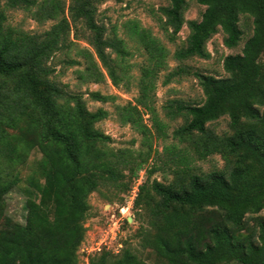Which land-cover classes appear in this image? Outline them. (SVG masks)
<instances>
[{"label":"trees","instance_id":"16d2710c","mask_svg":"<svg viewBox=\"0 0 264 264\" xmlns=\"http://www.w3.org/2000/svg\"><path fill=\"white\" fill-rule=\"evenodd\" d=\"M105 1L71 0L69 11L73 22L82 20L91 31L94 53L118 86L124 70L120 60L130 51L116 31L107 36L105 26L96 20L98 5ZM169 1L167 24L177 34L185 23L188 0ZM197 2L206 9L200 20L188 22L187 45L174 54L178 60L210 58L207 43L220 30L227 47L238 46L244 35L241 14L253 17V34L240 53L225 57L227 77L196 73L206 96L203 104L178 107L188 119L175 135L191 142L200 158L220 153L227 163L222 170L200 175L184 160L186 166L179 170L183 179L151 184L154 194L147 196L160 198L156 205L161 221L153 245L166 264H264V217H255L256 237L241 234L247 215L264 210V0ZM37 5L39 21L58 19L64 12L61 0H0V159L20 164L36 147L43 154V182L37 181L30 191L27 223L13 237L0 235V264H79L90 194L104 181L121 182L125 169L135 168V159L124 149L110 147L111 136L96 127L108 116L107 110L88 109L80 94L69 93L48 78L51 69L45 61L65 45L68 18L60 19L42 37L6 27L7 8ZM137 33L149 54L142 67L138 102L150 108V94L158 73L167 66L168 50L156 38ZM86 72L94 82L104 76L93 60ZM91 96L101 101L111 98L99 91ZM225 115L232 133L210 132L208 123ZM123 120L145 127L138 105L126 106ZM8 129H17L20 135ZM19 181L18 174L7 179L0 172V203ZM112 258L105 251L90 264H147L130 249Z\"/></svg>","mask_w":264,"mask_h":264},{"label":"rangeland","instance_id":"374dc122","mask_svg":"<svg viewBox=\"0 0 264 264\" xmlns=\"http://www.w3.org/2000/svg\"><path fill=\"white\" fill-rule=\"evenodd\" d=\"M61 1L64 12L58 19L45 21H39L35 16L38 5L32 9L9 7L6 27L19 33L42 37L60 19L68 18L70 29L65 33V45L45 61V65L51 69L48 78L67 92L80 94L88 109L107 110L108 116L96 123V127L111 136L110 147L124 149L135 159V168H126V177L121 182L104 181L90 194L91 209L84 221L86 233L78 249L79 264H90L92 258L105 251L117 258L126 249H130L147 264H166L153 245L158 232L157 224L161 223L156 205L160 198L147 196V192L154 194L151 184L155 180L168 184L183 179L179 170L186 166L184 160L189 161L192 171L200 175L226 167L227 161L222 154L200 158L190 147L191 142L182 141L175 135V131L188 119L186 113L178 112V107L205 102L206 96L196 73L216 77L229 75L224 69V59L229 54L242 51L245 41L253 34V17L241 14L240 26L244 35L238 46L227 47L224 44V33L220 30L207 43L210 58L194 56L178 60L174 54L187 45L190 34L188 22L200 20L205 5L197 0H188L184 11L185 23L177 34H172L173 28L167 24L165 14L170 5L169 0H106L98 5L96 20L105 26L107 36L116 31L130 51V55L120 60L124 68L123 80L117 86L94 53L89 41L91 31L85 22L72 21L69 11L71 0ZM137 31L156 38L168 50L167 66L158 73L156 87L150 94V108L138 102L142 67L148 64L149 54ZM113 56L116 54L113 53ZM71 59L79 62L71 63ZM91 60L98 63L104 72L100 82L88 78L86 67ZM174 72L171 80L165 82ZM95 91L111 98L107 101L96 100L91 96ZM130 104L138 105L141 123L145 127L124 122L125 107ZM261 110L264 112V107ZM208 129L215 135L231 134L233 131L228 115L208 123ZM8 130L11 134L20 133L17 129ZM42 158V152L36 147L23 163L14 164L0 159V172L5 178L9 179L15 174L20 177L19 183L0 203V235L13 237L19 233L18 227H24L27 223L30 191L37 181L43 182L40 170ZM145 185L146 189H143ZM257 215L264 217V210L259 214L247 215L242 235L256 237Z\"/></svg>","mask_w":264,"mask_h":264}]
</instances>
